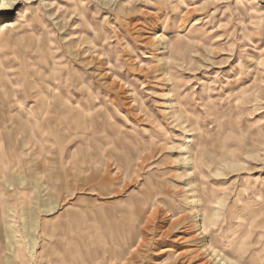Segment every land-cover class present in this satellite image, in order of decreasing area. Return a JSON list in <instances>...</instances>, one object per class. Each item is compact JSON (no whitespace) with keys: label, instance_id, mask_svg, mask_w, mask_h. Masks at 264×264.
I'll use <instances>...</instances> for the list:
<instances>
[{"label":"rangeland","instance_id":"374dc122","mask_svg":"<svg viewBox=\"0 0 264 264\" xmlns=\"http://www.w3.org/2000/svg\"><path fill=\"white\" fill-rule=\"evenodd\" d=\"M0 26V264H264V0Z\"/></svg>","mask_w":264,"mask_h":264},{"label":"bare ground","instance_id":"6f19581e","mask_svg":"<svg viewBox=\"0 0 264 264\" xmlns=\"http://www.w3.org/2000/svg\"><path fill=\"white\" fill-rule=\"evenodd\" d=\"M5 30V27L4 26H0V31H3Z\"/></svg>","mask_w":264,"mask_h":264}]
</instances>
